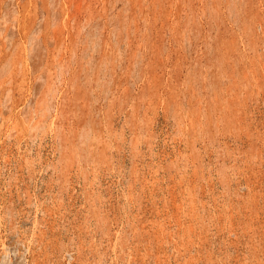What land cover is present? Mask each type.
I'll use <instances>...</instances> for the list:
<instances>
[{
	"label": "rangeland",
	"instance_id": "rangeland-1",
	"mask_svg": "<svg viewBox=\"0 0 264 264\" xmlns=\"http://www.w3.org/2000/svg\"><path fill=\"white\" fill-rule=\"evenodd\" d=\"M13 248L264 264V0H0V264Z\"/></svg>",
	"mask_w": 264,
	"mask_h": 264
},
{
	"label": "built area",
	"instance_id": "built-area-1",
	"mask_svg": "<svg viewBox=\"0 0 264 264\" xmlns=\"http://www.w3.org/2000/svg\"><path fill=\"white\" fill-rule=\"evenodd\" d=\"M7 253H9V258L5 255L3 256L1 264H20V258L18 256V251L15 249H7ZM10 259V260H9Z\"/></svg>",
	"mask_w": 264,
	"mask_h": 264
},
{
	"label": "bare ground",
	"instance_id": "bare-ground-1",
	"mask_svg": "<svg viewBox=\"0 0 264 264\" xmlns=\"http://www.w3.org/2000/svg\"><path fill=\"white\" fill-rule=\"evenodd\" d=\"M7 257H8V256H7ZM20 259H21L20 261L22 262V261H23V258L20 257Z\"/></svg>",
	"mask_w": 264,
	"mask_h": 264
}]
</instances>
